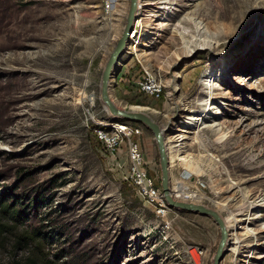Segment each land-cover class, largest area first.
<instances>
[{"label": "rangeland", "instance_id": "obj_1", "mask_svg": "<svg viewBox=\"0 0 264 264\" xmlns=\"http://www.w3.org/2000/svg\"><path fill=\"white\" fill-rule=\"evenodd\" d=\"M112 1L107 11L105 0H0V195L21 212H0V264L213 262L220 239L214 219L165 199L158 209L130 176L129 139L111 153L98 137L97 129L113 123L138 124L141 134L130 140L161 187L153 133L119 122L101 100L102 72L130 6ZM140 1L111 97L119 106L143 107L167 138L181 135L177 154L203 173L191 176L174 162L171 189L183 181L202 198L175 199L217 209L225 223L244 208L241 224L228 228L229 238H245L243 246L234 251L230 239L221 264H264V0ZM165 5L162 27L164 18L152 10ZM205 42L212 46L190 52ZM146 72L164 85L160 96L141 90ZM204 96L210 107L200 105ZM191 113H203L207 126L180 131ZM242 224L255 234L245 235ZM194 246L201 258L190 254Z\"/></svg>", "mask_w": 264, "mask_h": 264}, {"label": "water", "instance_id": "obj_2", "mask_svg": "<svg viewBox=\"0 0 264 264\" xmlns=\"http://www.w3.org/2000/svg\"><path fill=\"white\" fill-rule=\"evenodd\" d=\"M137 8L138 0H130L126 24L120 37L115 42V45L109 54L102 72L100 85L101 100L104 104L105 110L109 112L114 118L123 119L126 122L130 121L133 123H141L153 133L159 151V161L162 171L161 188L164 199L170 207L194 211L202 215L210 216L214 219L220 228V239L213 257L212 264H221L224 255L227 252L226 246L229 238V232L225 220L217 209L199 203L177 200L173 197L171 191L170 162L166 149V129L162 128L160 124L153 119L149 112L144 110H136L131 106H119L113 101L110 94L112 80H117L120 72L118 64L121 61V58L126 51L127 45L131 40V33L134 30V24L137 19Z\"/></svg>", "mask_w": 264, "mask_h": 264}, {"label": "bare ground", "instance_id": "obj_3", "mask_svg": "<svg viewBox=\"0 0 264 264\" xmlns=\"http://www.w3.org/2000/svg\"><path fill=\"white\" fill-rule=\"evenodd\" d=\"M159 1V0H158ZM154 3V2H153ZM157 3V2H156ZM156 3H155V5H156ZM160 3V2H159ZM165 3H167V2H165ZM152 4V3H151ZM158 4V3H157ZM159 5V4H158ZM157 5V6H158ZM168 5H165V6H162L161 8H158L157 10H152V11H154V15H158L159 13V17H163L164 18V20H162V21H160V25L159 26H164V25H167V23L168 22H166L167 20H168V17H169V9H170V6H168ZM141 9H143V6H142V3H141V1L139 0V2H138V8H137V11H136V15H139V14H141L140 13V11H141ZM188 18H190L192 21H197L196 20V17L195 16H188ZM189 19V20H190ZM139 22H140V20H138L137 21V24H139ZM196 25V27H197V29L198 30H203V28L204 27H201L202 26V23H200V22H196L195 23ZM143 25V24H142ZM139 28V27H138ZM196 29V30H197ZM138 30V29H137ZM207 30V29H206ZM176 32H180V33H182L181 31H179L178 30V28H177V31ZM200 32V31H199ZM214 33V32H213ZM220 33H222V32H220ZM177 34V33H176ZM216 34V33H215ZM219 38V37H218ZM134 39H135V37H134ZM138 39V38H137ZM218 42H219V40H218ZM216 43V42H215ZM192 46V45H191ZM200 46H212V42H205V43H201V44H196V45H194L191 49H190V52H192V51H194V50H196L197 48H199ZM188 47V46H187ZM184 48V47H183ZM186 48V47H185ZM188 49V48H187ZM135 50L136 51H138V48H137V46L135 47ZM186 50V49H185ZM140 57L142 56V55H139ZM208 76V75H207ZM214 80V79H213ZM203 82V81H202ZM212 77L210 78V77H207L205 80H204V85H212ZM210 85V86H211ZM208 96V95H207ZM209 97H202V104H200V105H202V107L203 108H205V106H209L210 107V105L212 104L211 103V101H209V99H208ZM83 99H85V101L88 99V97L85 95V97L83 98ZM209 102V103H208ZM134 109H136V110H142V109H144L143 107H134ZM203 114V113H202ZM202 114H199V115H194V114H189V115H186L185 117H184V120H183V125L180 127V128H178V129H180V131H184V130H186V129H188V127H196V126H201L202 124L204 125V127H206L207 125H206V120H204L205 119V115H202ZM197 123V124H196ZM199 123V124H198ZM218 123H216V124H213V125H211V126H216ZM196 125V126H195ZM199 128V127H198ZM166 131V130H165ZM219 132V131H218ZM222 134V133H221ZM221 136V135H220ZM180 137H181V135H176L175 134V136H171L170 138H167L166 137V149H167V152H168V157H169V162H170V164H171V166L173 167V165H174V162H177L178 161V163L181 165V166H183V167H185V170L192 176H196V177H199V176H201L202 175V173H203V171H202V169L200 168V166H198L197 164H194V163H192L191 162V160L188 158L189 156H184V157H180V155L179 154H177L178 152V150L176 149L177 147H176V145L174 144V143H176L178 140H180ZM221 138H224L223 137V135L220 137V138H218V140H221ZM196 140L198 141H200V137H199V131L197 132V135H196ZM223 140V139H222ZM190 179V178H189ZM233 185V184H232ZM233 187H238V194H239V196H241L242 198H244V199H246L247 197H248V194H247V192H244V190H243V188H241L239 185H236V186H233ZM173 191H174V193H175V196L176 197H180V198H193V200H194V198L195 199H201L202 198V194L199 192V189L198 190H193V189H189L188 188V186H187V183H185V182H183V181H181V182H178L176 185H174V187H173ZM259 198H261V195L260 196H258ZM260 201L261 200H263V198H261V199H259ZM259 201V202H260ZM221 205V208L220 209H224V208H227L228 209V204L227 203H220ZM247 205V207H250V208H252V207H257V205H255V203L254 202H247L246 203ZM259 204V203H258ZM258 208V207H257ZM246 209V208H245ZM243 213H245L244 212V208L242 207V208H240V210L237 212V213H230V215L228 216V218H227V222H226V226H227V228H232V227H234L235 225H239V224H241V221H243V219L242 218H239L238 216H241L242 217V215H243ZM241 228H242V231L244 232V234L245 235H248V236H251V235H253V234H255V229H253V228H250V226H249V224H242V226H241ZM262 228H264V225L262 226ZM230 239H232V244H233V247H232V249L234 250V251H236V250H239L242 246H243V241H245L244 239V237H242V236H237V237H231V238H228V242H229V240Z\"/></svg>", "mask_w": 264, "mask_h": 264}, {"label": "built area", "instance_id": "obj_4", "mask_svg": "<svg viewBox=\"0 0 264 264\" xmlns=\"http://www.w3.org/2000/svg\"><path fill=\"white\" fill-rule=\"evenodd\" d=\"M107 11L113 5L112 0H105ZM135 30V28H134ZM134 30L131 35H134ZM141 90L148 94L154 96H160L163 91V84L160 80L146 72V75L143 77V81L140 82ZM127 123V122H125ZM138 125V124H137ZM132 126L129 124L122 123H113L112 129L107 130L105 128L97 129V134L100 140L104 143L106 149L111 153H114L118 150L119 144L125 138L129 139L128 145V157L130 160V176L134 182V185L138 189L140 195L145 197L148 201L158 205V209L164 207V197L161 187L157 186L154 179L148 174L145 168L144 155L141 150V147L137 141L130 140V137L133 135L141 134V127ZM188 178L189 176H184ZM174 197L175 193L171 189ZM190 254H196L197 257H202L203 250L201 247L194 246L190 251Z\"/></svg>", "mask_w": 264, "mask_h": 264}, {"label": "trees", "instance_id": "obj_5", "mask_svg": "<svg viewBox=\"0 0 264 264\" xmlns=\"http://www.w3.org/2000/svg\"><path fill=\"white\" fill-rule=\"evenodd\" d=\"M122 71H120L121 73ZM119 73V74H120ZM119 122H125L123 119H118ZM137 124V123H133ZM10 204L7 203V199H4L3 195H0V212L3 213H11L13 217H19L21 215V212L19 209L15 208H10Z\"/></svg>", "mask_w": 264, "mask_h": 264}]
</instances>
